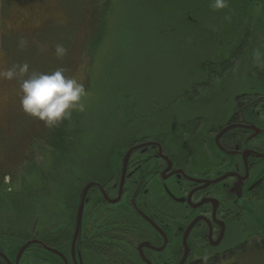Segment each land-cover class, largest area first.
Returning <instances> with one entry per match:
<instances>
[{
	"label": "rangeland",
	"instance_id": "obj_1",
	"mask_svg": "<svg viewBox=\"0 0 264 264\" xmlns=\"http://www.w3.org/2000/svg\"><path fill=\"white\" fill-rule=\"evenodd\" d=\"M213 3L0 0V69L63 68L90 94L84 112L46 128L20 110L19 82L0 81V237L16 248L63 233L67 202L112 149L153 135L173 146L182 122L210 123L239 94L260 92L264 67L254 54L264 58V0H228L222 10ZM57 45L68 50L63 58ZM222 61L230 65L219 77L211 70ZM253 74L259 79L249 80ZM37 251L29 248L20 264H37L29 256ZM247 264L264 258L250 250Z\"/></svg>",
	"mask_w": 264,
	"mask_h": 264
},
{
	"label": "flooded vegetation",
	"instance_id": "obj_2",
	"mask_svg": "<svg viewBox=\"0 0 264 264\" xmlns=\"http://www.w3.org/2000/svg\"><path fill=\"white\" fill-rule=\"evenodd\" d=\"M262 79L260 92L239 94L210 123L202 116L182 122L173 146L153 135L112 149L98 176L67 202L68 228L34 239L41 245L30 258L37 264H47L48 256L59 264H180L184 257L183 264H247L250 250L264 258ZM88 184L95 186L82 202L74 252L80 194ZM0 242L4 252L12 243Z\"/></svg>",
	"mask_w": 264,
	"mask_h": 264
},
{
	"label": "clouds",
	"instance_id": "obj_3",
	"mask_svg": "<svg viewBox=\"0 0 264 264\" xmlns=\"http://www.w3.org/2000/svg\"><path fill=\"white\" fill-rule=\"evenodd\" d=\"M212 7L222 10L228 7V0H214ZM229 19V17H225ZM27 41L21 40L20 47H26ZM44 50L43 48L41 49ZM67 49L57 45L55 52L63 58ZM257 65L264 67V58L257 51L254 54ZM19 82V107L22 113L44 125L54 128L70 120L73 112H84L89 92L82 80L65 75L63 68L50 73L32 72L28 63L0 69V81Z\"/></svg>",
	"mask_w": 264,
	"mask_h": 264
},
{
	"label": "water",
	"instance_id": "obj_4",
	"mask_svg": "<svg viewBox=\"0 0 264 264\" xmlns=\"http://www.w3.org/2000/svg\"><path fill=\"white\" fill-rule=\"evenodd\" d=\"M133 150H130L126 156H128ZM95 184H88L83 191L80 194V204H79V212H78V216H77V226H76V230L74 231L72 238H71V244L73 245V249L74 252L77 251L80 242H81V238H80V230H79V223H80V218H81V208H82V202L85 198V195L87 193V191L91 188L94 187ZM264 235V233H263ZM37 245H41L39 242L33 240V241H29L23 245H20L19 247H14L13 245H9L8 248L10 249V252H8L7 254H9V257L7 256V254H4L3 250L0 247V264H19V261L23 255V253L28 250L29 248L33 247V246H37ZM52 253L58 254L57 252L51 251ZM59 255V254H58ZM185 260V257L183 258L182 262L180 264H183Z\"/></svg>",
	"mask_w": 264,
	"mask_h": 264
},
{
	"label": "trees",
	"instance_id": "obj_5",
	"mask_svg": "<svg viewBox=\"0 0 264 264\" xmlns=\"http://www.w3.org/2000/svg\"><path fill=\"white\" fill-rule=\"evenodd\" d=\"M247 2L248 3H250L251 4V2H252V0H247ZM241 46H244V43H243V45L241 44ZM240 48V47H239ZM238 48V49H239ZM237 49V50H238ZM230 60V59H229ZM228 62L229 61H223L222 63H218L212 70H215V71H218V76L220 77L221 75H222V73H224L227 69L226 68H228L229 67V65L230 64H228ZM213 73H214V71H213ZM63 139H62V137L60 136L59 137V143H58V145H60V143H61V141H62ZM57 143L56 142H54V145H56Z\"/></svg>",
	"mask_w": 264,
	"mask_h": 264
}]
</instances>
